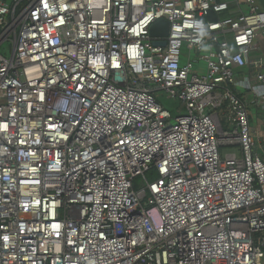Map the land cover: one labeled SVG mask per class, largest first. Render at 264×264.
I'll return each instance as SVG.
<instances>
[{"label": "built area", "instance_id": "2783aa9c", "mask_svg": "<svg viewBox=\"0 0 264 264\" xmlns=\"http://www.w3.org/2000/svg\"><path fill=\"white\" fill-rule=\"evenodd\" d=\"M258 39L260 0H0V264H264Z\"/></svg>", "mask_w": 264, "mask_h": 264}, {"label": "rangeland", "instance_id": "374dc122", "mask_svg": "<svg viewBox=\"0 0 264 264\" xmlns=\"http://www.w3.org/2000/svg\"><path fill=\"white\" fill-rule=\"evenodd\" d=\"M13 51V46L11 42H7L6 44H4L0 50V52L2 54H4L6 57H11ZM184 61L187 60V56H188V51L186 50V48H184ZM201 66H204V63L200 64ZM157 99L158 101L168 110H170L174 116L179 115V113H181V115L186 114V109L185 106L178 100L172 99L166 92L164 91H160L157 93ZM249 112H250V116H251V120H252V126H254L255 128L257 127H261L260 130L262 132V134H264V123L262 122V118L264 117V111L263 112H258V114L260 115V119L258 117L257 114V109L256 107L253 106H249ZM260 120V122H259ZM227 152H229V150H224L223 153L226 154ZM154 179L153 176L149 175V180L152 181ZM136 187L137 189L143 187L144 182L141 178H137L136 181Z\"/></svg>", "mask_w": 264, "mask_h": 264}, {"label": "crops", "instance_id": "0c3cea01", "mask_svg": "<svg viewBox=\"0 0 264 264\" xmlns=\"http://www.w3.org/2000/svg\"><path fill=\"white\" fill-rule=\"evenodd\" d=\"M261 1V3H262V5L264 6V0H260ZM240 10L242 11V12H247V6L245 5V3L243 2V3H240ZM257 50H256V52L254 53V59H256V60H261L262 58H264V42L261 40V39H258V41H257ZM255 73V70L254 69H247V70H244V71H239L238 72V79L239 80H241L242 78H244V77H247V76H249V75H253ZM238 91L241 93V94H245V97L246 98H251V94H248V93H246V92H243L241 89H238ZM253 107H256V106H253ZM256 109H257V114H258V112H262V110L260 109V108H258V107H256ZM260 115L258 114V117H259ZM259 119H260V117H259ZM262 120V119H261ZM251 122H252V120H251ZM259 122H260V120H259ZM254 127V126H253ZM260 128L261 127H257V128H255L254 127V129L257 131V133H258V140L262 143V144H264V134H262V132H261V130H260Z\"/></svg>", "mask_w": 264, "mask_h": 264}, {"label": "water", "instance_id": "95a60500", "mask_svg": "<svg viewBox=\"0 0 264 264\" xmlns=\"http://www.w3.org/2000/svg\"><path fill=\"white\" fill-rule=\"evenodd\" d=\"M208 18L210 20H216V15L213 12H210L208 15ZM162 29V30H161ZM168 29H169V24L167 21L161 20L157 24H155L151 30L153 36H163L167 37L168 36ZM160 45H166L165 42L159 43Z\"/></svg>", "mask_w": 264, "mask_h": 264}, {"label": "clouds", "instance_id": "9594fccd", "mask_svg": "<svg viewBox=\"0 0 264 264\" xmlns=\"http://www.w3.org/2000/svg\"><path fill=\"white\" fill-rule=\"evenodd\" d=\"M197 28L201 30L202 34L204 33V26H203V23L202 22H199L197 24Z\"/></svg>", "mask_w": 264, "mask_h": 264}]
</instances>
